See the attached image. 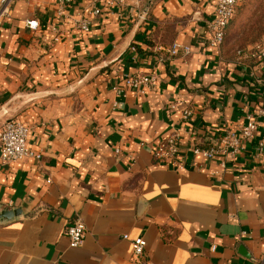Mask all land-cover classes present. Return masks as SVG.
Masks as SVG:
<instances>
[{
    "label": "crops",
    "instance_id": "obj_1",
    "mask_svg": "<svg viewBox=\"0 0 264 264\" xmlns=\"http://www.w3.org/2000/svg\"><path fill=\"white\" fill-rule=\"evenodd\" d=\"M92 1L101 12L85 34L57 17V0H14L0 24V128L22 120L41 154L0 163V212L20 211L0 219V264H136L125 235L145 241L144 264H262L264 154L254 148L264 116L218 177L219 157L191 155L264 110V61L247 56L255 44L241 61L206 45L213 0H139L116 13L100 0H64L63 14L75 19ZM33 20L35 31L25 27ZM172 43L190 54L169 57ZM148 73L157 79L145 95L111 90ZM173 133L182 171L153 158ZM76 218L86 232L71 249L64 229Z\"/></svg>",
    "mask_w": 264,
    "mask_h": 264
},
{
    "label": "built area",
    "instance_id": "obj_2",
    "mask_svg": "<svg viewBox=\"0 0 264 264\" xmlns=\"http://www.w3.org/2000/svg\"><path fill=\"white\" fill-rule=\"evenodd\" d=\"M139 0H100L105 11L116 13L125 8L129 3L138 2ZM214 10L211 17L204 23L205 33L207 35L206 45L214 50H218L225 38V31L229 22L235 15L238 3L241 0H213ZM14 0H0V24L12 15V7ZM64 0H57L56 15L64 19L71 28L80 34H85L89 31L90 22L93 17L100 15L101 9L92 1L90 8L80 11L75 19H70L63 14ZM139 20H144L143 16ZM25 27L35 31L38 28V22L28 21ZM131 52L136 51L135 47L130 48ZM166 53L169 57L178 55L190 54V49L187 46L179 43H172ZM251 57L258 62L264 61V36L261 41L256 43L248 50ZM237 55H241L238 51ZM156 75L148 73L144 75L133 74L123 76L116 85H112L111 90L115 94L125 95L132 92L137 96L145 95L154 89L156 84ZM180 102H174L169 105L170 109H174ZM190 112L187 109L182 110V119L187 121ZM264 116V110L256 108L252 113H246L244 123L227 129L220 135L216 141L206 147L194 146L191 149L193 158H201L204 161L210 162L217 157L220 160L217 162L216 169L210 171V176L218 177L226 167L227 161H233L244 152V145L253 141L256 129L257 120ZM29 127L26 123L19 119H9L5 121L0 128V163L11 164L19 163L26 159H34L39 161L41 154L28 148L27 137ZM179 136L175 133L168 135L159 141L153 151V158L160 164H174L176 169L182 171L184 166L177 164L176 160L179 154ZM254 157L258 158L264 154V142H257L255 145ZM115 153H119L118 150ZM196 167L195 165H193ZM200 168V167H198ZM85 226L79 218H76L64 229V235L68 241V247L76 249L82 246L85 237ZM124 240H128L131 248V259L136 264H144V252L146 243L141 238L129 239L128 236H123ZM262 264H264V259Z\"/></svg>",
    "mask_w": 264,
    "mask_h": 264
},
{
    "label": "rangeland",
    "instance_id": "obj_3",
    "mask_svg": "<svg viewBox=\"0 0 264 264\" xmlns=\"http://www.w3.org/2000/svg\"><path fill=\"white\" fill-rule=\"evenodd\" d=\"M263 36L264 0H241L227 27L223 47L237 53L260 42Z\"/></svg>",
    "mask_w": 264,
    "mask_h": 264
},
{
    "label": "water",
    "instance_id": "obj_4",
    "mask_svg": "<svg viewBox=\"0 0 264 264\" xmlns=\"http://www.w3.org/2000/svg\"><path fill=\"white\" fill-rule=\"evenodd\" d=\"M20 215L19 210H3L0 212V219L3 220H11L13 218H16Z\"/></svg>",
    "mask_w": 264,
    "mask_h": 264
},
{
    "label": "trees",
    "instance_id": "obj_5",
    "mask_svg": "<svg viewBox=\"0 0 264 264\" xmlns=\"http://www.w3.org/2000/svg\"><path fill=\"white\" fill-rule=\"evenodd\" d=\"M232 21V20H231ZM230 21V22H231ZM229 22V23H230ZM229 25V24H228ZM228 27V26H227ZM226 30H227V28H226ZM225 36H226V31H225ZM224 40H225V38H224ZM246 51V50H245ZM241 52V55H237L238 56V58H239V60L241 61L243 58H242V51H240ZM247 56H248V58L250 59V60H253L254 62H255V64L256 63H258V61L257 60H255L253 57H251V55H250V53H248V51H247Z\"/></svg>",
    "mask_w": 264,
    "mask_h": 264
}]
</instances>
